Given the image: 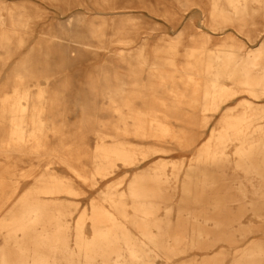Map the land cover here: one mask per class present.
<instances>
[{
  "label": "rangeland",
  "instance_id": "obj_1",
  "mask_svg": "<svg viewBox=\"0 0 264 264\" xmlns=\"http://www.w3.org/2000/svg\"><path fill=\"white\" fill-rule=\"evenodd\" d=\"M246 4L244 17L225 20L212 15L214 0H0V247L8 250V211L36 188L43 174L55 173L74 186L73 192L57 195L66 205L71 249H77L73 231L79 220L84 235L92 236V205L100 204L126 220L133 237L147 243L150 257L143 264H238L253 247L263 253L253 257L252 264H264V163L250 166L257 174L247 177L237 166L236 142L227 148L228 161L205 166L183 139L167 136L168 143L162 145L156 137L140 135L160 133L152 125L163 123L184 140L200 135L201 144L219 131L226 109L235 114L243 109L242 96L248 94L223 103L219 110L203 109L202 102L211 83L206 66L213 52L237 51L240 46L246 51L264 39V0ZM220 5L228 11L225 0ZM170 39H176L171 47ZM222 82L236 86L228 77ZM24 92L27 98L19 100L18 93ZM18 101L27 105L23 141L13 128ZM137 123L145 129L136 128ZM118 139L145 150L160 145L170 150L147 160L139 151L132 165L114 157L98 169V145L110 146ZM158 161L166 163L178 187L172 197L173 190L150 181L148 186L163 196L153 198L161 206L154 217L170 221L162 225L170 229L168 243L179 229L186 236L184 244L196 243L171 256L146 241L132 224L140 217L135 215L130 182L135 173ZM204 171L213 182L194 183ZM253 180L262 182L263 191L254 192ZM110 188L114 201L103 199ZM121 194L123 199L118 198ZM230 220L234 225L217 224ZM198 228L209 232L192 241ZM219 228H230L235 242L222 241L204 254L197 243H212ZM152 230L157 234V226ZM0 264L5 261L0 259Z\"/></svg>",
  "mask_w": 264,
  "mask_h": 264
},
{
  "label": "bare ground",
  "instance_id": "obj_2",
  "mask_svg": "<svg viewBox=\"0 0 264 264\" xmlns=\"http://www.w3.org/2000/svg\"><path fill=\"white\" fill-rule=\"evenodd\" d=\"M225 1L229 6L227 12L224 11V7H221V0H214L212 12L214 18L221 16L226 20L233 17H244L247 12V0ZM167 42L171 47L176 43V39H170ZM240 49L237 51L216 50L209 57L206 66L211 83L209 90H206L203 95V109L219 110L223 103L248 94V96H242L243 101L240 105L243 109L239 113H233L232 109H226L223 112L218 132L212 131L208 138L199 144L200 135L192 134L189 139L184 140L182 135L170 131L168 125L160 123L152 125L154 128L159 127L160 133L142 132L141 137H156L162 145L168 143L164 140L167 136L183 139L182 144L190 151H195V159L205 163V166L209 163L228 161L227 148L236 142L237 166L244 169L245 176L255 177L257 173L253 174L249 167H255L254 164L259 161L264 163V39L249 50ZM225 77L233 79L236 86L227 87L222 82ZM27 96V92L18 93L19 100ZM26 108L25 103L18 101L12 115L13 128L21 135L22 141L24 130L27 127V123L23 121ZM145 127L146 125L142 123L136 124V128L145 129ZM162 145L145 150L133 142L122 139L114 141L110 146L101 143L97 147L98 154L95 161H97L98 169L106 167L108 161L114 157L132 165L136 162V154L139 151L143 153V160L159 153H168L170 149ZM165 167V162L158 161L151 168L135 173L129 185V194L135 202V215L140 217V219L133 220L132 224L139 226L146 241L171 256L180 252L185 253L188 246L196 243L184 244L186 236L182 233V229L177 230V234L171 238L173 243H168L166 235L170 229L163 228L162 225L169 224L170 221L157 220L154 217L156 210L161 206L154 204L153 198L158 194L163 196L160 195L162 193H157L148 186L150 181L162 182L165 185L163 188L167 191L173 190L172 197L178 187L177 181L172 182L169 178ZM45 177L46 180L42 179ZM200 178L201 180L194 183L208 185L213 182L209 180L206 171L201 174ZM249 182L254 186V192L263 191L260 180ZM184 190L191 191L188 186H185ZM73 191L72 183L63 177L55 173L43 174L36 188L25 193L6 215V247L8 250H4L3 246L0 247L2 262L9 264L8 259L14 258L18 264H143L150 257L147 243L138 241L130 234L126 227V220H119L100 204L92 205V236L84 235V222L79 220L73 231L77 249H71L68 243L71 227L65 221L63 210L65 203L59 201L60 198L57 195ZM114 193L110 188L103 199L114 201ZM42 194H50L51 198H45ZM123 197H125L124 194L118 196L120 199ZM216 200L215 206L220 208L218 202L220 199ZM115 207L120 210L121 215L127 216L121 206L117 204ZM241 223V220L237 222L238 225ZM217 224L230 226L234 225V220L217 221ZM152 226H157V234L153 233ZM204 232H209V230L194 229L195 234L191 240H200ZM213 233H215V238L212 243H197L204 250V254L215 251L222 241L232 243L236 240L230 228H219ZM260 253H263L261 248L257 250L253 247L246 253V260L238 264H252V258ZM204 264L211 263L205 262Z\"/></svg>",
  "mask_w": 264,
  "mask_h": 264
}]
</instances>
